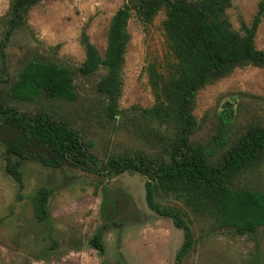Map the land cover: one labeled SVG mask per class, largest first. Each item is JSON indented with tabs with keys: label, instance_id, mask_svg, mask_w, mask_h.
I'll list each match as a JSON object with an SVG mask.
<instances>
[{
	"label": "rangeland",
	"instance_id": "rangeland-1",
	"mask_svg": "<svg viewBox=\"0 0 264 264\" xmlns=\"http://www.w3.org/2000/svg\"><path fill=\"white\" fill-rule=\"evenodd\" d=\"M124 1L43 0L27 10L23 24L11 28L10 0H0V98L8 107L30 115L46 112L69 124L82 142L92 141L90 150L97 161V171L92 172L70 166L52 169L28 161L22 167L25 186L19 196L16 182L4 170L0 143V264H174L183 232L170 218L148 208L144 193L147 177L132 171L107 177L102 169L115 155L148 156L156 162L167 159L166 144L174 131L144 120L141 114L155 100L144 67L157 62L165 69L172 61L161 26L163 11L148 23L135 16L128 21L129 41L114 115L108 114V100L97 88L105 69L87 76L78 72L85 57L83 32L103 56L109 20ZM258 2L231 0L226 15L235 30L240 31V17L250 23ZM254 43L264 50V16ZM31 60L69 68L76 100L8 97L9 86ZM226 106L232 111L228 141L209 163L219 162L222 153L236 146L250 127L264 126V66L234 68L197 91L191 144L213 143L218 114ZM12 132L1 133L11 136ZM227 184L234 190L264 191V150L254 162L233 173ZM40 186L53 189L49 198L51 234L34 218L35 192ZM184 199L155 190V201L180 210L192 229L193 246L183 264H264V228L254 235L218 228L219 214L212 207L195 210ZM104 221L109 225L103 233L101 254L88 240Z\"/></svg>",
	"mask_w": 264,
	"mask_h": 264
},
{
	"label": "trees",
	"instance_id": "trees-1",
	"mask_svg": "<svg viewBox=\"0 0 264 264\" xmlns=\"http://www.w3.org/2000/svg\"><path fill=\"white\" fill-rule=\"evenodd\" d=\"M43 0H10V27L24 23L27 10ZM231 0H125L111 16L107 28L104 55L83 32L81 43L84 60L78 67L82 75H91L99 68L105 74L98 81V90L107 98L108 114L116 113L121 94V68L129 41L127 24L135 16L151 22L163 11L161 26L172 61L163 69L151 62L144 67L154 93V104L142 109L148 122L163 124L174 131L166 144V161L156 162L148 156H111L102 167L107 177L125 171L147 177L144 183L145 202L159 216L168 217L182 230L183 240L175 254L174 264H183L192 249L193 233L180 210L155 201V190L185 197L187 205L201 209L209 205L218 214V228H233L238 234L254 235L264 228V191L245 188L232 189L228 178L254 162L264 150V126H252L237 145L222 153L217 163H209L219 148L228 141L232 122L231 108L218 114V134L212 144L190 143L196 126L192 113L197 91L206 84L225 77L234 68L246 65L264 66V50L255 46L254 38L264 16V0H259L249 24L239 18L240 31L235 30L226 10ZM8 97L13 100H48L73 102L77 94L70 69L56 62L31 60L11 83ZM2 130H12L5 136ZM0 143L4 148L5 172L16 182L18 195L24 189L22 167L33 161L52 169L63 166L84 171H97L92 141L82 142L69 124L54 119L46 112L27 114L8 107L0 98ZM52 188L40 186L34 198V218L49 234L52 232L49 198ZM106 212V211H105ZM105 214V213H104ZM102 222L88 243L99 253L104 252L103 233L108 228Z\"/></svg>",
	"mask_w": 264,
	"mask_h": 264
}]
</instances>
